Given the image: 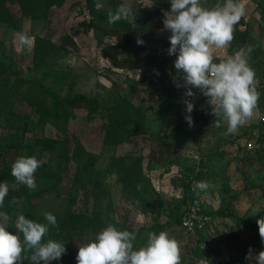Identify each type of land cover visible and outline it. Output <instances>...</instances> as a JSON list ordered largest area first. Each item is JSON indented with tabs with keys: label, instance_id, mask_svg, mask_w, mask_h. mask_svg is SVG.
Wrapping results in <instances>:
<instances>
[{
	"label": "rangeland",
	"instance_id": "1",
	"mask_svg": "<svg viewBox=\"0 0 264 264\" xmlns=\"http://www.w3.org/2000/svg\"><path fill=\"white\" fill-rule=\"evenodd\" d=\"M120 1L131 5L132 15L128 20L135 45H139L138 38L148 50L165 42L161 52H167L170 31L161 32L162 27L144 34L139 32L140 8L150 9L151 0ZM217 2L222 0H201L205 7ZM245 2L246 14L242 17L245 24L240 28L248 30L250 42L241 48L229 45L214 49L217 62L252 45L264 52V34L260 33L264 27V0ZM5 3L12 21L10 24L0 21V64L8 66L21 79H35L60 96L93 100L95 105L94 111L75 108L68 120L71 145L76 138L84 150L78 156L79 161L69 158L61 167H55L47 153L36 155L53 174L52 180L58 182L55 188L51 185L43 194L30 197L33 217L29 219L46 223L43 213L52 212L57 217L59 231L50 227L44 239L57 240L66 247L61 259L50 264H76L79 245L93 240L110 223L121 230H140L134 242L137 248L146 243L151 228L163 227L162 231L180 244L181 264H224L231 257L238 259L242 249L245 256L249 249L253 255L264 250L256 231V221L264 218V197L253 196L250 207L244 210L240 203L235 208L236 202L242 201L239 195L264 194V158L254 153L255 147H252L257 144L255 137L260 132L259 117L264 115L263 60L258 62L251 55L248 57L259 93L253 116L236 134L226 135V125L216 127L211 107L196 97L191 99L194 123L191 127L188 125L182 88L179 96L168 104L161 101L163 83L159 76L167 80L176 75L169 63L163 64V73L153 66L145 70L112 67L101 55L88 26L90 14L84 0H64L61 5L50 7L47 16L41 19L21 16L15 1L5 0ZM22 34L33 41L35 36H40L61 49L35 61L33 43L31 47L24 46L20 41ZM64 37L71 38L75 45L63 44ZM112 41V37L103 38V43ZM8 111L12 112L11 117L0 120V144L5 140L3 135L16 142L22 138L31 142L40 135L58 136L49 124L35 123L34 127L25 128L23 122L37 121V113L21 97L15 98ZM174 115L181 123L178 128L167 121ZM244 139L251 142V147L237 148L238 142ZM162 141L168 143V150L160 147ZM3 152L0 153V183H7V197L32 191L16 179L6 178L12 176L11 165L17 155L13 149ZM87 154H90L89 161ZM5 166H9L7 175H3ZM198 172L203 174L199 176ZM188 181L187 189L184 183ZM197 181H206L209 187L194 191L193 183ZM41 186L37 184L36 188ZM192 194L200 198V210L209 220L203 230L188 234L175 218L181 217ZM216 203L222 206L220 213L207 214L215 211L212 205ZM241 216L250 222H235L234 217ZM9 217L8 230L15 233L16 217Z\"/></svg>",
	"mask_w": 264,
	"mask_h": 264
},
{
	"label": "clouds",
	"instance_id": "2",
	"mask_svg": "<svg viewBox=\"0 0 264 264\" xmlns=\"http://www.w3.org/2000/svg\"><path fill=\"white\" fill-rule=\"evenodd\" d=\"M170 10L164 12L163 29L168 30L170 47L168 55H176L173 83L184 88L182 101L186 105L185 120L191 127L194 123L191 113L195 97L193 89H198L207 97L216 127L226 125V135H234L254 113L258 105L259 93L256 89L255 71L248 63L253 51L251 47L237 51L218 62L214 49H223L234 39V27L246 14L245 0H222L212 7H205L201 0H169ZM150 7V6H149ZM132 15L131 5L121 4L116 11L109 12L108 23L115 24L127 20ZM21 43L31 47L33 40L27 34L20 36ZM137 39V44H142ZM155 71V70H154ZM158 75L159 73L156 72ZM171 75V73H170ZM44 163L35 155L18 156L11 165V175L18 183L34 190L37 187L35 173ZM206 181L193 183V190H206ZM9 187L0 183V209L4 207ZM15 198L12 203H18ZM46 223L26 218L18 213L15 219V233L10 232V219L5 211H0V264H50L61 259L66 253L65 244L45 237L50 227L59 231L57 217L52 212L43 213ZM259 236L264 243V218L257 221ZM138 229L135 231L118 229L108 224L93 240L79 245L76 264H181L179 242L166 231L149 232L146 243L137 248ZM264 264V250L246 256Z\"/></svg>",
	"mask_w": 264,
	"mask_h": 264
},
{
	"label": "trees",
	"instance_id": "3",
	"mask_svg": "<svg viewBox=\"0 0 264 264\" xmlns=\"http://www.w3.org/2000/svg\"><path fill=\"white\" fill-rule=\"evenodd\" d=\"M15 1L18 4L20 14L23 17L29 19H41L45 18L48 14L49 8L52 6H58L63 3L64 0H10ZM152 7L150 9L140 8V30L141 34L151 32L154 28L163 27L164 12L170 10L169 0H151ZM85 8L90 14L88 26L91 27L95 36L97 44L100 46L101 55L108 61V63L115 68H127V69H140L145 70L153 66L154 69L163 73V64L169 63L174 67V60L176 55H168L167 52L162 53V44L156 45L153 49L148 50L145 44L135 45V39L133 35V28L131 22L127 20L117 21L115 24H109L108 14L109 12H115L117 7L121 5L120 0H84ZM0 21L5 24H10L12 21L11 14L6 6L5 0H0ZM243 18L234 27V39L230 44V47L241 48L249 44L250 35L246 28L241 29L240 26L244 25ZM260 33L264 34V27L260 28ZM104 37H112L114 41L109 43H103ZM62 43L66 45L74 46V42L69 37H64ZM154 43H156L154 41ZM166 46L169 48L170 44ZM253 51L250 53L251 57L264 61V52L259 46H250ZM61 48L48 42L46 39L35 36L33 41V59L44 58L50 56L51 53L59 52ZM175 69V68H174ZM163 83V96L161 101L168 104L171 99L179 96L180 89L175 86L173 79H167L163 76H159ZM21 97L25 103L31 105L37 113V121L28 120L23 122L25 128H32L35 123L42 126L49 124L58 133L56 137H46L40 135L31 142H26L19 139L18 142L9 139L5 135L2 136L4 142L0 144V153L8 150H16L17 157L20 155L33 156L42 153H47L49 159L54 163L55 167H61L65 159L71 158L72 160L79 161V154L83 152V147L76 138H73V145H71L68 139L67 124L71 117V113L75 108H88L89 111H94L95 105L93 100L76 97L69 99L67 97L60 96L59 94L47 89L43 84L35 79H21L17 73L9 69L8 66L0 64V120L8 119L11 117L12 112L8 111L10 106L14 104L16 97ZM167 121L172 122L173 126L177 125V128L181 126L180 121L176 116H169ZM258 127L260 132L255 137L256 145L253 152L259 157L264 158V132L262 130L261 122L258 121ZM15 137V135H14ZM246 140L238 142L237 148L245 149ZM262 145V146H261ZM160 147L163 150H168V143L165 141L160 142ZM3 152V153H4ZM5 154V153H4ZM3 155V154H2ZM249 158V157H248ZM89 161L90 154H87ZM47 165L42 164L35 173L36 184L42 185L32 191H24L19 196H10L5 198L4 207L0 211H5L8 215L15 216L18 213H23L26 218L33 217L31 212V199L35 196L43 194L44 191H48L52 186L57 185V181L52 180V175L46 170ZM9 166H5L2 169L5 170L3 175H7ZM203 173L198 172L197 175ZM196 176V175H195ZM11 180L15 177L7 176ZM52 185V186H51ZM188 189L189 181L185 182ZM17 194V193H15ZM19 201L18 203H12L13 199ZM229 199H233L230 197ZM11 200V201H10ZM220 200L223 201L222 196ZM17 205V206H16ZM221 205L209 215H218L220 213ZM232 214H227V216ZM233 217V216H232ZM180 216L175 218L177 224L180 225ZM235 222L245 223L249 219L246 216L234 217ZM252 223L254 221L251 219ZM250 222V221H249ZM251 225L253 226V224ZM181 229H183L180 226ZM163 227L156 225L151 228L150 231L157 232L162 231ZM255 229V227H253ZM140 231V230H139ZM138 231V232H139ZM258 231V229H256ZM259 232V231H258ZM257 238V237H256ZM252 243V242H251ZM232 247V246H231ZM230 247V248H231ZM264 247V243H263ZM258 250V246H256ZM241 254L238 260L244 256V249L241 250ZM234 258V257H233ZM224 264H235L237 257ZM221 264V263H219Z\"/></svg>",
	"mask_w": 264,
	"mask_h": 264
},
{
	"label": "built area",
	"instance_id": "4",
	"mask_svg": "<svg viewBox=\"0 0 264 264\" xmlns=\"http://www.w3.org/2000/svg\"><path fill=\"white\" fill-rule=\"evenodd\" d=\"M193 91L196 93V98L203 100L204 102H207V97H205L203 94L200 93L198 89H193ZM182 92H185V89L182 88ZM193 97H190L189 99H192ZM259 122H261L262 130L264 132V115H261L259 117ZM246 147H251V142H246ZM199 197L196 194H192V198L190 199V202L186 206V209L183 211L181 218H180V226L183 228V230L186 233H196L204 229V226L208 222L209 218L208 216L200 210V202Z\"/></svg>",
	"mask_w": 264,
	"mask_h": 264
},
{
	"label": "crops",
	"instance_id": "5",
	"mask_svg": "<svg viewBox=\"0 0 264 264\" xmlns=\"http://www.w3.org/2000/svg\"><path fill=\"white\" fill-rule=\"evenodd\" d=\"M238 195V194H237ZM241 196V197H240ZM253 196L257 199V198H262L263 199V197H264V194H242V195H239V198L240 199H242V201H239L238 203L236 202V205H235V208L236 209H238V205H239V203L240 204H242V205H244V207H243V210L244 209H246V207L248 208V207H250V204H249V202H250V200L253 198ZM258 196V197H257ZM237 198H238V196H237ZM217 200H218V198H217ZM219 201V200H218ZM220 205H219V203H216V205L215 204H213L212 205V208L214 209V210H216L218 207H219ZM238 211V210H237ZM240 214H242V212H239ZM248 255V254H247ZM246 255V256H247ZM246 256H245V254H244V256L241 258V261H239L238 259L235 261V264H257V261L255 260V259H252V260H250L249 262L247 261V258H246ZM249 260V259H248ZM246 261H247V263H246Z\"/></svg>",
	"mask_w": 264,
	"mask_h": 264
}]
</instances>
